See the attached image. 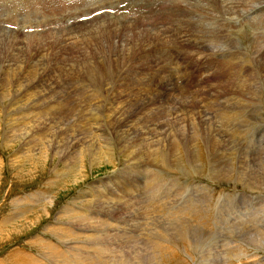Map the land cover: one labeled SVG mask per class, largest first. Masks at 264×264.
<instances>
[{
    "label": "rangeland",
    "instance_id": "obj_1",
    "mask_svg": "<svg viewBox=\"0 0 264 264\" xmlns=\"http://www.w3.org/2000/svg\"><path fill=\"white\" fill-rule=\"evenodd\" d=\"M78 1L74 2L75 9L72 8V10H63L64 7L62 6L60 8L63 11H60V8L54 10L55 6L49 7L46 9L45 14L35 17L37 22L29 21L25 16L21 17L14 14L15 24L19 22L16 24L18 30L5 29L4 32L7 34L0 33V35H3L1 36L2 42L0 45V65L2 63L4 66H8L4 74L0 73V94L3 87L10 84L8 87L10 90H6L2 97L0 95V264H27L28 260L39 261L40 264H64L62 260L59 262L55 258L52 259L50 255L48 256L46 248L49 244L57 251L60 249L61 251L67 250L69 252L68 256L70 257L66 255L69 258V263L66 261L67 264H85L87 262L86 255L81 257L82 255H79L77 249L72 250L74 254L71 256L70 248H64L66 246L72 247L74 244L75 246L77 245L76 247H88L86 250L88 251V259H91V263L95 262L94 264H111L112 261L115 263L117 259L119 264H230V248L237 244L236 242L229 244L231 241L230 232L233 231L234 235L232 236L234 237L237 231L239 232L238 228L242 224L243 226L246 224L245 227L251 228L253 225L256 226L255 223H258L257 226L259 227L262 226L264 231L263 36L255 37L254 40L250 41L251 43L248 42L250 44L248 46L244 44L240 46L237 42H234L232 33L225 35L226 38L224 34L218 33L220 34L219 37L217 32L214 31V27L210 34L205 33L206 37L203 38V41L206 49H200V51L221 55L222 58L218 59L221 61L229 60V58L231 63L240 60L242 61L241 67L244 65L249 67L236 69L237 66L235 64L230 67L226 64L220 65L219 69H215V61V67H205L199 70L196 75H193L189 71L180 68L174 61L184 57L186 54V51L183 50L185 49L184 46L186 48L193 47L189 44L179 43V32L182 29H178V22L175 25L173 20V16L175 19L179 17L176 15L177 13L167 17V19L171 17L173 21L169 25L166 24L164 17L161 16L164 13L160 12V14L157 10L153 13L152 8L140 10L144 18L130 15L128 13H132L130 10H121V15L116 14L114 11H107L106 13L104 11L101 14H97L98 12L90 14L91 12H88L90 15L87 16V19L82 17V21L75 20L77 22L74 23L72 18L81 15V13L88 11L90 8V6L81 7L84 0ZM202 1L189 0L186 4L182 2L180 5L182 7L184 5V7L181 11L189 10L191 12V9L193 10L192 14L196 12L203 15L201 10L204 6L206 9L204 12L208 14L201 16V20L205 18L202 22L206 23L212 17L211 15L209 16V13L214 14L212 11L215 8H206V2ZM138 2L139 4L141 3L138 0L134 3L139 5ZM172 3L173 0H171ZM123 6L125 4L120 7L123 8ZM157 7L154 8L156 9ZM93 10L95 11L96 8ZM219 12L222 14L221 11ZM219 12L217 16H221ZM244 15L249 20L252 13ZM20 17L22 20L19 19ZM42 17L46 20H43V22L42 20L38 21ZM58 18L61 20H58ZM223 18H227L224 20H229L232 17L225 15ZM26 23H30L32 26L26 27ZM20 25L22 29H25H20ZM164 25L177 26L174 34L176 42L169 39L172 41L168 45L169 48L171 47L168 49L171 58L167 53L165 63L161 62L163 58H161L160 54L166 46L163 48L154 46V37L157 35L155 32L159 33V30L152 29L156 31H147L150 27L156 26L166 30L162 37L167 36L169 35V30L164 28ZM142 33L146 38L144 40ZM247 37L249 36L245 38L247 39ZM133 38H137V42L141 41L144 43L142 45L144 48L139 47L135 56L130 53L135 48H132L135 45L132 44ZM218 38L223 40H218ZM245 38H243V41H246ZM256 38H260V41ZM226 39L227 41H225ZM123 41L131 45L124 46L125 43ZM229 41L232 42L231 45H227ZM148 44L149 47H145ZM129 46L130 49L125 48ZM251 47L252 50L250 51ZM239 52L246 56L240 55ZM41 53H47L48 63H50L47 70L51 67L56 68L55 72L60 71L63 80L70 82V84L67 88L66 84L61 85V87L66 89L57 97L48 98L46 92H43L42 102L38 100L35 93L31 92L30 95H26V101L23 103L28 106L26 107L28 109L21 110L20 107L23 106L21 104L16 108L18 113L6 112L8 103H11L10 101L25 92L24 87L21 88L20 85L14 86L16 81H20L18 75L29 77L33 73L34 78L36 72H32L31 68L36 66L34 64L40 59ZM187 53H195L194 55H196L198 51L197 48H192V50H187ZM139 54H141V57L138 56ZM212 55L210 54L208 58V65L213 63L210 59ZM248 56L250 57V62L253 59L250 65L249 59H246ZM150 58L153 60H150ZM19 59H23L24 62L21 63ZM256 59L259 60L256 62ZM226 67L227 69H225ZM22 68H25V72L17 73ZM231 69L233 73H227V70ZM239 71H242L241 74H239ZM42 74L41 71L37 77ZM236 75H242L241 79H237ZM2 78H5V80ZM33 78L30 79L32 80ZM139 80L140 82H137ZM146 82H150V85L146 86ZM44 85L46 83L40 84L31 91L39 92ZM142 92L143 94H141ZM69 95L71 96L67 99L70 98V100L64 104L67 100L66 97ZM3 102L8 105H4L6 103ZM134 104L137 105L134 107ZM243 104L246 106L249 104L250 109L245 107L246 109L243 108L242 110ZM45 105L48 107L46 108ZM232 107H234V112L231 110ZM150 108L158 110L160 117L152 118L148 111ZM238 108L240 109L237 110ZM257 108L261 111L260 113H258ZM146 111L148 112L147 114ZM239 112L241 113L239 114ZM242 112L244 113L242 114ZM72 113L75 114L73 115ZM233 113H238L242 116L241 118H235ZM54 115L64 116L72 120L62 127H58V124L52 118ZM148 116H150V121ZM144 119H148L149 122H145ZM163 132L168 134V136L164 139L165 141L162 145L157 146L156 141L161 138L160 136ZM230 134L232 137H230ZM216 139L218 145L213 147L212 142ZM86 147L87 149H85ZM98 147L101 148L99 149ZM158 147L160 151L157 149ZM177 148L179 157H176L174 152ZM86 150H88L87 155ZM105 150L108 151L105 152ZM88 152L90 153L89 155ZM157 154H161L164 160H168V163L163 162L164 164H162L161 158L157 159L158 161L156 160V162ZM153 170L158 174L155 175ZM211 171H214L213 175ZM154 176L159 179L162 178L161 183L158 185L159 187L152 185L155 189L161 188L157 193V197L160 198L158 202H164L165 204L163 212L158 213L159 210H156L154 220L159 222V224L161 223L160 225L169 222L172 224L177 223L180 228L184 225V222H187L188 225H185L187 227L184 226L185 240H180V236H176L175 233H172L173 237L177 238L173 241L174 243L162 240L155 228L157 224H152V210L150 209H152L153 205L156 207L158 202L149 201V195L153 196L154 192H151L150 189L148 190L149 185L147 183L144 184V182H146L145 178L151 180ZM249 179L252 183L251 187L247 184ZM127 186L131 187V191L125 199L120 192L125 195ZM111 188L118 195H112V197H118L122 203H125L122 204L116 200L110 204L111 207H114V210L110 209L111 212L107 214L109 217H103L104 220L110 223L107 231L104 229L107 226H101V220L95 221V219H91L94 224L96 223L95 225L92 224V227L94 225L93 228L97 231H93L90 221H86L85 217H95L97 213H100L104 205L99 207L101 205L97 204L96 200L99 197L102 200L106 199V197L108 198V193L111 191L108 189ZM132 194L133 196H131ZM84 201L88 203L86 204ZM80 203H84V205L81 206ZM70 209L82 211L84 213L82 218L86 222H76L74 223L76 225H71V221H68L70 217L67 216ZM88 213L91 215L87 216L86 214ZM178 213L179 215H177ZM248 213L251 217H249ZM255 214L259 221L254 216ZM249 218L250 220H247ZM239 220L242 221L240 222ZM234 224L236 226L233 229L232 226ZM68 225L70 228H68ZM79 225L85 227L81 228ZM121 225L123 229L120 228ZM218 226L220 231L223 230L221 233L223 237L225 236V243L230 245L228 246L227 244L230 248H225L224 252L227 253L224 255L223 253L220 255L215 250L212 251V248L214 247L215 249V245H217L216 239L218 237H215V232H218L217 235L219 234ZM230 227H232V230ZM65 228L72 230L77 235L71 237V239H63L59 232H61L60 230L65 231ZM189 228H191V231ZM194 228H197V230ZM114 230L116 231L114 232ZM209 230L213 231L210 232ZM223 232H228V234L225 235L226 233L224 234ZM78 233H82V237ZM246 233L241 234L240 238L248 236V232ZM107 234L110 237L106 238V240L104 239L103 243L109 255L107 256L106 254L105 258H100V255H94V250L100 248L98 244L101 243L97 244V242H100ZM122 234L124 236L121 237L120 235ZM89 236L90 238H88ZM123 237H127V241L133 244L124 242ZM83 238L97 240H93V243L95 242L93 245L86 242L85 245L81 246V243L76 241H83ZM191 240L192 242H189ZM209 240H212V243ZM154 242L160 243L164 247H171L170 251L160 250L161 252L158 251L154 256L151 250ZM64 243L67 245L64 246ZM186 243L188 244L185 245ZM117 244L120 247L116 246ZM209 245H212V248ZM94 246H96L95 249L93 248ZM114 246L116 249L114 248L115 251H112L111 249ZM202 246H204L203 249L201 248ZM201 249L204 253L201 252ZM188 250L189 252H187ZM112 253L115 254L112 255ZM25 254L26 256H24ZM256 255L257 257L259 256V259L260 256L264 259V251L258 250ZM214 259L216 262L213 261ZM23 260L26 263L22 262ZM100 260L104 263H101Z\"/></svg>",
    "mask_w": 264,
    "mask_h": 264
},
{
    "label": "bare ground",
    "instance_id": "obj_2",
    "mask_svg": "<svg viewBox=\"0 0 264 264\" xmlns=\"http://www.w3.org/2000/svg\"><path fill=\"white\" fill-rule=\"evenodd\" d=\"M18 1V4L16 5V4H13V3H6L5 4V9H6V11H4V14H6L5 16H4V19H2V20H4V27L6 26V25H14V26H16V24H15V20H14V14H16L17 16H21V17H27L28 19H30V15H27L29 12H31V14H32V17L31 18H35V17H39V15H38V11H41V10H43V9H45V8H49V6H55V9L54 10H58V8H60L62 5H61V0H17ZM76 1H78V0H73V3L74 2H76ZM84 1H87V0H84ZM131 1L132 0H108V1H105V2H103V3H98V4H94V5H89L90 6V8H89V10L88 11H86V12H84V13H81V15H78V16H76V17H74V18H76V19H74V18H72L74 21L75 20H79L80 18H82V17H85V18H83V19H87V16H89L90 14H92L93 12H98L97 14H101L100 13V11H102L103 9H107V10H111V11H114L116 14H120L122 11H126V10H130V11H132V13H130V12H128L130 15H133V16H135V15H137L138 17H140V18H144L143 17V15L141 14V12H140V10L141 9H148V8H152V12L154 13V11H155V8L154 7H156V6H158V5H156L155 4V1L153 2V3H151L150 2V0H141L140 2V4H139V2H138V4L139 5H136L135 3H131ZM137 1V0H136ZM139 1V0H138ZM189 0H173V3L170 5V8H172V9H176V10H179V11H181V9L184 7V5H183V7L180 5V4H182V2L183 3H185L186 4V2H188ZM202 1V0H201ZM205 2H206V8H208V7H214L215 8V11H216V13L218 14V12L219 11H221L222 12V14L219 12V14L222 16V18L226 15V16H228V17H235V20H234V22L233 23H231L230 21H228V20H226L224 23H221V22H223L224 21V19H227V18H224V19H222V18H220V21L218 22H215V23H217L216 24V26H215V30L214 31H216L217 32V34L218 33H221V34H224V36L226 35V32L228 31L227 29H231L235 34H237V33H243V34H245L246 32H251V33H253L255 36H257V37H259V36H263V38H264V14H260L259 13V11H257V12H254V11H252L255 7H258V6H260L263 2H264V0H204ZM79 2V1H78ZM126 2H128L127 4H125ZM196 2V1H195ZM203 2V1H202ZM115 3H116V6H115ZM226 3V4H225ZM50 4V5H49ZM56 4H58V5H56ZM107 4H110V5H107ZM122 4H125V6H123V8H121L120 6L122 5ZM204 4V3H203ZM113 5V6H112ZM205 5V4H204ZM228 5H229V7H228ZM105 6H107V7H105ZM97 7H98V9H97ZM239 7V8H238ZM96 8V10L94 11L93 9H95ZM234 8H237V9H234ZM75 9V8H74ZM80 9V8H79ZM205 9V7L203 6V8H202V14L204 15V14H208V13H206V12H204V11H206V9ZM62 9L60 8V11H61ZM122 10V11H121ZM63 11V10H62ZM142 11V10H141ZM190 11L191 12H193V10H191L190 9ZM211 11H212V9H211ZM55 12V11H54ZM58 12V11H57ZM74 12H75V10H74ZM78 12V11H77ZM88 12H91L90 14L88 13ZM107 12V11H106ZM105 12V13H106ZM133 12H135V13H133ZM190 12V13H191ZM213 12V11H212ZM69 13H72V12H69ZM103 13V12H102ZM177 12L176 11H174V14H176ZM211 13V12H210ZM247 13H252V15H251V18L248 20V18H246V15H244V14H247ZM72 14H74V13H72ZM161 14V13H160ZM163 14V13H162ZM165 14V13H164ZM216 14V15H217ZM36 15H38V16H36ZM62 15H64L63 13H62ZM71 15V14H70ZM69 15V16H70ZM106 15V14H105ZM121 15V14H120ZM176 15H178V14H176ZM202 15V16H203ZM213 14H211V16H212ZM68 16V17H69ZM94 16V15H93ZM173 16V15H172ZM210 16V15H209ZM54 17V16H53ZM55 17L57 18V16L55 15ZM101 17V16H100ZM128 17V16H127ZM207 17H208V15H207ZM254 17V18H253ZM60 18H62V16H60ZM60 18H58V20H61ZM65 18V17H64ZM103 18V17H102ZM121 18H123V17H121ZM173 18H174V16H173ZM176 18H177V16H176ZM67 19V18H66ZM104 19V18H103ZM106 19V18H105ZM123 19H125V18H123ZM205 19V18H204ZM204 19H202V20H204ZM207 19V18H206ZM213 19L216 21L217 19L216 18H214L213 17ZM240 20V21H243V25L244 26H246L247 27V30H243V31H241V29H240V27H239V24L237 25V20ZM42 20V22H43V20H46L44 17H42V18H39V20L38 21H41ZM102 20V19H101ZM31 21H33L34 22V20H31ZM95 22H97V21H95ZM99 22V21H98ZM103 22H105V21H103ZM130 22V21H129ZM183 21L181 20L180 21V23H182ZM82 23V22H81ZM81 25V24H80ZM169 25V24H168ZM173 25V24H172ZM171 25V26H172ZM175 25H176V22H175ZM118 26V25H117ZM132 26V25H131ZM163 26V25H162ZM166 26V25H164V28H166V29H168L169 30V35H167V36H164V37H162V35L163 34H165V32H166V30H164V29H161V28H157L156 26H154V27H150L149 29H147V31H156V30H152V29H157V30H159V33L158 32H155L157 35H155V37H154V39H155V45L154 46H158V47H164V46H166L165 48H163L162 49V52H161V54H160V56H161V58H163V59H161V62H164L165 63V61H166V55H167V53H168V55H169V53L170 52H168V49H170L169 47H168V45H169V43L170 42H172V41H175L176 40V38H174V34H175V32H172L171 33V31L173 30L172 29V27H174V26ZM199 26V28L200 29H205V27H206V25H203V23H202V25H198ZM18 27V26H17ZM129 27V26H128ZM161 27V26H160ZM21 28V27H20ZM36 28V27H35ZM124 28V27H123ZM163 28V27H162ZM6 28H1L0 29V32H4V30H5ZM97 29V28H96ZM99 29V28H98ZM121 29V28H120ZM178 29H180V28H178ZM214 29V28H213ZM95 30V29H94ZM117 30V29H116ZM167 30V31H168ZM7 31V30H6ZM96 31V30H95ZM113 31H115V30H113ZM212 31V30H211ZM97 32V31H96ZM132 32V31H131ZM154 33V32H153ZM152 33V34H153ZM212 33V32H211ZM250 33V34H251ZM9 34V33H8ZM106 34H108V33H106ZM129 34V33H128ZM143 34V33H142ZM167 34V33H166ZM208 34H210V32L208 33ZM214 34V33H213ZM246 34H249V33H246ZM179 35H180V37H179V40H180V44H189V45H192L193 47L194 46H197V47H201V45L200 44H198V42L194 39V38H191L190 36H188L186 33H184V32H179ZM220 34H218V36H219ZM222 36V35H221ZM230 36H233V35H230ZM247 35H245V37H246ZM139 37V36H138ZM142 37H143V40L144 39H146L145 38V35L143 34L142 35ZM220 37V36H219ZM245 37H243V38H245ZM140 38V37H139ZM196 38V37H195ZM205 38V37H204ZM212 38H213V36H212ZM222 38V37H221ZM220 38V39H221ZM225 38H226V36H225ZM230 38V37H229ZM234 38V37H233ZM247 38H249V37H247ZM254 38L255 37H253L252 39L254 40ZM169 39H171L172 41H170ZM219 38H218V40H220ZM246 39V38H245ZM257 39V38H256ZM260 39V38H259ZM259 39H257L258 41H260ZM132 40V39H131ZM209 40V39H208ZM215 40V39H214ZM221 40H223V39H221ZM231 40H232V38H231ZM247 40V39H246ZM256 40V41H257ZM262 40H264V39H262ZM146 41V40H145ZM216 41V40H215ZM147 42V41H146ZM154 42V41H153ZM176 42V41H175ZM218 42V41H217ZM220 42V41H219ZM231 42V41H230ZM235 42V41H234ZM253 42V41H252ZM123 43H125V41H123ZM149 43V42H148ZM178 43V42H177ZM232 43V42H231ZM239 43H240V41H239ZM239 43H237V44H239ZM251 43V42H250ZM131 45L130 43H125L124 44V46H127V45ZM132 44H135V45H133L132 46V48L133 47H135V48H131L132 50H131V52L130 53H132L134 56L136 55V51L139 49V47L141 48V47H143L142 45H144V43L143 42H141V41H139V42H137V38L136 39H134L133 38V40H132ZM230 44V43H229ZM236 44V43H235ZM253 44V43H252ZM255 44H256V42H255ZM261 44V43H260ZM225 45V44H224ZM224 45H223V47H224ZM231 45V44H230ZM240 45V44H239ZM244 45H245V43H244ZM259 45V44H258ZM235 46V45H234ZM241 46V45H240ZM243 46V45H242ZM257 46V45H256ZM261 46V45H260ZM145 47H149V44L147 45V46H145ZM173 47H175V46H173ZM239 47V46H238ZM254 47V46H253ZM259 47V46H258ZM125 48H127V49H130V46L129 47H125ZM144 48V47H143ZM180 48V47H179ZM229 48V47H228ZM242 48H244V47H242ZM249 48V47H248ZM247 48V49H248ZM256 48V47H255ZM116 49V48H115ZM150 49V48H149ZM241 49V48H240ZM246 49V48H245ZM260 49V48H259ZM172 50V49H171ZM176 50H178V48H176ZM183 50H185V49H183ZM252 50V47L250 48V51ZM256 50H257V48H256ZM244 51V50H243ZM248 51V50H247ZM255 51V50H254ZM236 52V51H235ZM262 52V51H261ZM176 53V52H175ZM216 53H218V52H216ZM245 53H247V52H245ZM257 53V52H256ZM264 53V52H263ZM171 54H172V52H171ZM177 54H179V53H177ZM231 54V53H230ZM239 54H240V52H239ZM239 54H238V56H239ZM248 54V53H247ZM255 54V53H254ZM258 54V53H257ZM174 55V54H173ZM182 55V54H181ZM181 55H178V56H181ZM233 55V54H232ZM236 55H237V53L235 54V57H236ZM240 55H243L242 54V52H241V54ZM250 55H252V54H250ZM259 55V54H258ZM138 56H140L141 57V54H139ZM170 56V55H169ZM227 56V55H226ZM244 56V55H243ZM246 56V55H245ZM244 56V57H245ZM158 57V56H157ZM183 57V56H182ZM210 57V56H209ZM230 57V56H229ZM232 57V56H231ZM256 57V56H255ZM260 57V56H259ZM259 57H257V58H259ZM263 57V56H262ZM153 58V57H152ZM152 58H150V60H153ZM170 58H171V56H170ZM234 58V57H233ZM233 58H232V60H233ZM251 58H253V57H251ZM239 59V58H238ZM238 59H236L237 61H238ZM242 59V58H241ZM247 60H248V58H246ZM249 59H250V57H249ZM255 59V58H254ZM263 59V58H262ZM119 60V59H118ZM148 60V59H147ZM168 60H170V59H168ZM229 60H230V58H229ZM246 60V61H247ZM252 60L253 59H251V62H252ZM259 60V59H258ZM257 59H256V62L258 61ZM240 61V60H239ZM238 61V62H239ZM246 61H245V63H246ZM249 61V60H248ZM260 61H262L261 59H260ZM264 61V60H263ZM211 62V61H210ZM242 61H240V63H241ZM244 62V61H243ZM176 63V62H175ZM224 63L225 64H229V62L228 61H224ZM233 63V62H232ZM156 65V64H155ZM177 65V64H176ZM249 65H250V62H249ZM252 65H253V63H252ZM260 65H262V64H260ZM222 66V65H221ZM257 66V65H256ZM160 67V66H159ZM224 67V66H223ZM222 67V68H223ZM146 68V67H145ZM235 68V67H234ZM225 69H227V67L225 68ZM224 69V70H225ZM230 69V68H229ZM237 69V68H236ZM252 69V68H251ZM254 69V68H253ZM154 70V69H153ZM174 70V69H173ZM237 71V70H236ZM235 72V71H234ZM240 73L239 74H241V72L242 71H239ZM227 73H233V70L231 69V70H227ZM239 74H237V75H239ZM223 75V74H222ZM236 75V76H237ZM220 76V75H219ZM262 77H264V76H262ZM142 78V77H141ZM174 78H175V76H174ZM148 79H149V77H148ZM232 79V78H231ZM137 82H140V80L139 81H137ZM159 82V81H158ZM161 82V81H160ZM264 82V81H263ZM136 83V82H135ZM259 83H260V81H259ZM146 84V86L149 84L150 85V82L149 83H145ZM257 84V83H256ZM264 84V83H263ZM148 85V86H149ZM261 85V84H260ZM256 87V86H255ZM140 89V88H139ZM150 89V88H149ZM261 89H262V85H261ZM148 90V89H147ZM149 92V91H148ZM261 92V91H260ZM151 93V92H150ZM257 93V92H256ZM141 94H143V92L141 93ZM147 95V94H146ZM149 95V94H148ZM172 95V94H171ZM102 97V96H101ZM145 98V97H144ZM143 98V99H144ZM157 98V97H156ZM155 98V99H156ZM158 99V98H157ZM262 103H263V100H262ZM138 104V103H137ZM137 104H134V107L137 105ZM255 105V104H254ZM243 107H242V110H243V108H249V104H247V106L245 105V104H243L242 105ZM22 107V106H21ZM254 107V106H253ZM145 108V107H144ZM233 108L234 107H232V111H233ZM245 108V109H246ZM256 108V107H255ZM146 109V108H145ZM240 108H238L237 110H239ZM244 109V110H245ZM250 109V108H249ZM175 110V109H174ZM252 110V109H251ZM257 110H258V108H257ZM256 110V111H257ZM149 112H150V116L153 118H159L160 117V112L158 111V110H155L154 108H150L149 110H148ZM248 111V110H247ZM259 111V110H258ZM131 112V111H130ZM234 112V111H233ZM245 113H247L246 111H244ZM244 112H242V114L244 113ZM250 112V111H249ZM261 111H259L258 113H260ZM124 113V112H123ZM122 113V114H123ZM148 112L146 111V114H147ZM225 113V112H224ZM241 112H239V114H240ZM251 113V112H250ZM254 113V112H253ZM121 114V115H122ZM152 114V115H151ZM219 114V113H218ZM227 114V113H226ZM238 113H233V115H234V117L236 118V117H238V118H241V116L242 115H239ZM215 115H217V114H215ZM224 115V114H223ZM150 116H148V119L150 118ZM171 116V115H170ZM219 116V115H218ZM224 117V116H223ZM226 117V116H225ZM232 117V116H231ZM219 118H221V117H219ZM261 118V117H260ZM148 119L147 120H145V122H149L150 121V119H149V121H148ZM184 119V118H183ZM259 119V118H258ZM179 120H181V119H179ZM191 120V119H190ZM263 120V119H262ZM183 121H185V120H183ZM182 121V122H183ZM222 121V120H221ZM244 121V120H243ZM255 121H256V119H255ZM89 122V121H88ZM128 122V121H127ZM236 122V121H235ZM251 122H252V120H251ZM178 123V122H177ZM232 123V122H231ZM90 124V123H89ZM180 124V123H179ZM233 124V123H232ZM247 124H249V123H247ZM257 124H261V123H257ZM129 125V124H128ZM190 125V124H189ZM192 125V124H191ZM255 125V124H254ZM264 125V124H263ZM263 125H261V126H263ZM258 126V125H257ZM104 127V126H103ZM136 127V126H135ZM197 127V126H196ZM123 128V127H122ZM229 128V127H228ZM129 129V128H128ZM198 129V128H197ZM258 129V128H257ZM264 130V129H263ZM86 131V130H85ZM124 131H125V129H124ZM123 131V132H124ZM127 132H128V130H127ZM162 132V131H161ZM229 133H231V132H229ZM262 133V132H261ZM131 134H133V133H131ZM159 135V134H158ZM231 135V134H230ZM240 135V134H239ZM78 136V135H77ZM168 136V134H166L165 132H163L162 133V135L160 136L161 138L160 139H158L157 141H156V144H157V146H160V145H162V143H164V139L166 138ZM197 136V135H196ZM195 136V137H196ZM79 137V136H78ZM230 137H232V135L230 136ZM238 137V136H237ZM96 138H98L97 136H96ZM233 138H236V137H233ZM233 138H232V140H233ZM168 139V138H167ZM75 140V139H74ZM108 140V139H107ZM134 140V139H133ZM93 141V140H92ZM216 141H217V139L215 140V141H213L212 142V145H213V147L216 145H218V143H216ZM220 141V140H219ZM237 141V140H236ZM79 142V141H78ZM102 142V141H101ZM155 142V141H154ZM60 143V142H59ZM73 143V142H72ZM235 143V142H234ZM238 143V142H237ZM85 144V143H84ZM113 145V144H112ZM155 145V144H154ZM223 145V144H222ZM115 146V145H114ZM125 146V145H124ZM222 147V146H221ZM226 147V146H225ZM62 148V147H61ZM92 148H94V147H92ZM99 148V147H98ZM101 148V147H100ZM99 148V149H100ZM85 149H87V147L85 148ZM103 149V148H102ZM104 149H105V147H104ZM123 149V148H122ZM159 151H160V148L158 147L157 148ZM147 150V149H146ZM82 151V150H81ZM87 151L88 150H86V155H87ZM96 151V150H95ZM94 151V152H95ZM100 151V150H99ZM99 151H98V153H99ZM108 150H105V152H107ZM110 151V150H109ZM144 151V150H143ZM179 150H178V148L177 149H175V155H176V157H179V152H178ZM80 152V151H79ZM90 152H91V150H90ZM92 152H93V150H92ZM101 152V151H100ZM104 152V153H105ZM178 152V153H177ZM229 152V151H228ZM68 153V152H67ZM82 153V152H81ZM81 153H78V154H81ZM85 153V152H84ZM103 153V152H102ZM109 153V152H108ZM163 153V152H162ZM90 153L88 152V155H89ZM94 154V153H93ZM92 154V155H93ZM101 154V153H100ZM111 154V153H110ZM110 154H109V156H110ZM164 154V153H163ZM230 154V153H229ZM82 155H84V154H82ZM85 155V156H86ZM113 155V154H112ZM125 155V154H124ZM123 155V156H124ZM129 155V154H128ZM166 155V154H165ZM174 155V154H173ZM101 156H103L102 154H101ZM108 156V155H107ZM108 156V157H109ZM126 156V155H125ZM82 157V156H81ZM94 157H95V155H94ZM100 157V156H99ZM173 157V156H172ZM175 157V156H174ZM259 157V156H258ZM25 158V157H24ZM97 158V157H96ZM104 158V157H103ZM102 158V159H103ZM106 158V157H105ZM112 158V157H111ZM123 158V157H122ZM141 158V157H140ZM159 158H161V162H162V164H164L163 162H165L166 164L168 163V160H164L163 158V156L160 154V155H156V158H155V161L157 160V159H159ZM89 159V158H88ZM101 159V158H100ZM75 160H76V158H75ZM74 160V161H75ZM79 160V159H78ZM104 160H106V159H104ZM182 160V159H181ZM107 161V160H106ZM144 161V160H143ZM158 161V160H157ZM156 161V162H157ZM246 161V160H245ZM78 162V161H77ZM77 162H75V163H77ZM136 162V161H135ZM148 162V161H147ZM255 162V161H254ZM34 163V162H33ZM81 163V162H80ZM79 164V163H78ZM91 164V163H90ZM72 166V165H71ZM157 166V165H156ZM224 166V165H223ZM154 167V166H153ZM69 168V167H68ZM150 168H152V167H150ZM157 168V167H156ZM70 169V168H69ZM73 169H74V166H73ZM72 169V170H73ZM163 169V168H162ZM68 170V169H67ZM71 170V171H72ZM134 170V169H133ZM158 170V169H157ZM220 170V169H219ZM132 171V170H131ZM151 171H152V169H151ZM154 171V170H153ZM67 172V171H66ZM70 172V171H69ZM76 172V171H75ZM213 172L214 171H211V173H212V175H213ZM65 173V172H64ZM136 173V172H135ZM150 173H152V172H150ZM150 173H148V174H150ZM154 173H155V175H157L158 173H156L155 171H154ZM173 173V172H172ZM210 173V174H211ZM137 174V173H136ZM245 174V173H244ZM139 175V174H138ZM152 175H153V173H152ZM211 175V176H212ZM215 176V175H214ZM74 177V176H73ZM80 177V176H79ZM61 178H62V176H61ZM63 178H64V176H63ZM59 179V178H58ZM151 179V178H150ZM162 179V178H161ZM161 179H159L158 177H156V176H154L151 180H149L148 178H145V181L146 182H144V184L145 183H147V185H149V187L147 188L148 190L150 189V191L151 192H154V194H153V196L152 195H149V193H148V195L150 196V198H149V201H151V202H153L154 201V203L155 202H158V201H160V198L159 197H157V193H158V190L160 191L161 190V188H159V189H155V188H153L154 186L152 185V184H154V185H156V186H158L159 185V183H161ZM75 180V179H74ZM129 180V179H128ZM148 181V182H147ZM247 184L251 187L252 186V183H251V180L249 179L248 181H247ZM257 185V184H256ZM263 186H264V183H263ZM159 187V186H158ZM153 188V189H152ZM125 189V188H124ZM139 189H140V187H139ZM146 189V188H145ZM100 190V189H99ZM110 192L108 193V198L106 197V199H104V200H102L100 197H99V199H97L96 201H97V204H99V205H101V206H99V207H102L103 205H104V207H103V209L101 208V210H100V213H97L96 215H95V217H90V218H88V217H85V219H86V221H90L89 223H91V227H92V224H94L93 223V221H91V219H95V221L96 220H101V223H102V225L101 226H103V227H105V226H107V227H105L104 229H106V231H107V229L110 227V223L107 221V220H104L103 219V217L104 216H107V214L109 213V212H111V210L113 209L114 210V207L112 206H110V204H112L114 201H116L117 200V202H120V203H122L119 199H118V197H112V195L113 196H118L116 193H115V191L114 190H112V188L111 189H108ZM122 190V189H121ZM126 190V191H125ZM124 191L126 192L125 193V195L122 193V192H120L121 193V195H123L124 196V198L126 199V197H128L129 196V194H130V191H131V187L130 186H127V189H125ZM255 190V189H254ZM258 190V189H257ZM262 190V189H261ZM196 191V190H195ZM259 191V190H258ZM263 191V190H262ZM100 192V191H99ZM103 192H105V191H103ZM93 193V192H92ZM96 193V192H95ZM106 193H107V191H106ZM134 193V192H133ZM143 193V192H142ZM147 193V192H146ZM176 193V192H175ZM101 194H102V192H101ZM205 194V193H204ZM103 195V194H102ZM107 195V194H106ZM128 195V196H127ZM135 195V194H134ZM162 195V194H161ZM99 196V195H98ZM131 196H133V194L131 195ZM136 196V195H135ZM152 196V197H151ZM112 197V198H111ZM142 197V196H141ZM140 197V198H141ZM251 197V196H250ZM89 198V197H88ZM180 198H182L181 196H180ZM179 198V199H180ZM127 199H129V198H127ZM193 199V198H192ZM261 199V198H260ZM91 200V199H90ZM134 200V199H133ZM132 200V201H133ZM263 200V199H262ZM148 201V202H149ZM181 201V200H180ZM264 201V200H263ZM85 202V201H84ZM123 202H124V200H123ZM128 202V201H127ZM138 202V201H137ZM86 203V202H85ZM88 203V202H87ZM86 203V204H87ZM119 203V204H120ZM125 203V202H124ZM124 203H122V204H124ZM196 203V202H195ZM208 203V202H207ZM47 204V203H46ZM81 204V206L82 205H84V203H80ZM129 204V203H128ZM151 204V203H150ZM74 205V204H73ZM89 205H90V203H89ZM115 205H117L116 203H115ZM121 205V204H120ZM152 205V204H151ZM165 204H164V202H158V204H156V207L154 206H150L152 209H150V210H152L151 211V213H152V220H153V223L152 224H154L155 223V225H156V229H157V231H158V234H159V236L161 237V239L162 240H166V241H169V242H173L175 239H177V238H174L173 237V234L172 233H175V235L176 236H180V240H183L184 238H185V227H187V226H185L186 224H187V222H184V225L183 226H181V228L178 226V224L177 223H170L169 221V223H164V224H162V225H160L159 224V222H157V221H155L154 220V215L156 214V210H159L158 211V213H161V212H163L164 211V206ZM248 205V204H247ZM119 206V205H118ZM122 206H124V205H122ZM72 208H74L73 206H71ZM121 207V206H120ZM136 207V206H135ZM172 207V206H171ZM253 207V206H252ZM263 207V206H262ZM85 208V207H84ZM90 208V207H89ZM93 208V207H92ZM123 208V207H122ZM261 208V207H260ZM264 208V207H263ZM262 208V209H263ZM67 209H68V207H67ZM75 209V208H74ZM74 209H70L69 211H68V213H67V216L68 217H70V218H68L69 220L68 221H71V225L72 224H74V223H85L86 221L85 220H83V218L82 217H84V216H82L84 213L82 212V211H78V210H74ZM111 209V210H110ZM118 209V208H117ZM146 209H148V208H146ZM166 209V208H165ZM190 209V208H189ZM85 210H87V209H85ZM84 210V211H85ZM104 212H103V211ZM141 210V209H140ZM149 210V209H148ZM250 210V209H249ZM255 210V209H254ZM66 211V210H65ZM89 211V210H88ZM91 211V210H90ZM196 211V210H195ZM261 211V210H260ZM95 212V211H94ZM94 212H92V213H94ZM142 212V211H141ZM193 212V211H192ZM197 212V211H196ZM258 212H259V210H258ZM124 213V212H123ZM131 213V212H130ZM252 213H254V212H252ZM251 213V214H252ZM143 214V213H142ZM206 214V213H205ZM208 214V213H207ZM249 214V213H248ZM87 216H90L91 214L90 213H88V214H86ZM177 215H179V213L177 214ZM250 215V214H249ZM65 216H66V214H65ZM67 216H66V218H67ZM113 216V215H112ZM129 216V215H128ZM135 216V215H134ZM137 216V215H136ZM149 216V215H148ZM156 216V215H155ZM196 216V215H195ZM194 216V217H195ZM208 216V215H207ZM255 217H256V214L254 215ZM258 216V215H257ZM107 217H109V216H107ZM111 217V216H110ZM143 217H145V216H143ZM158 217V216H157ZM182 217V216H181ZM188 217V216H187ZM191 218H192V216H190ZM204 217V216H203ZM205 217H206V215H205ZM249 217H251V215L249 216ZM261 217H262V215H261ZM64 218V217H63ZM65 218V219H66ZM88 218V219H87ZM122 218V217H121ZM147 218V217H146ZM221 218H222V216H221ZM226 218H227V216H226ZM228 218H229V216H228ZM245 218H247V217H245ZM253 218V217H252ZM257 218V220L259 221V218L258 217H256ZM90 219V220H89ZM111 219V218H110ZM131 219V218H130ZM130 219H129V221H130ZM175 219V218H174ZM178 219H179V217H178ZM196 219V218H195ZM198 219V218H197ZM208 219V218H207ZM215 219V218H214ZM113 220V219H112ZM111 220V221H112ZM205 220V219H204ZM219 220V219H218ZM235 220V219H234ZM242 220H244V219H242ZM241 220V221H242ZM247 220H250V218L249 219H247ZM58 221V220H57ZM97 221V222H98ZM125 221V220H124ZM198 221V220H197ZM207 221V220H206ZM238 221V220H237ZM240 221V220H239ZM240 221V222H241ZM245 221V220H244ZM118 222V221H117ZM126 222V221H125ZM125 222H123V223H125ZM149 222V221H148ZM164 222V221H163ZM172 222V221H171ZM174 222V221H173ZM175 222H176V219H175ZM196 222V221H195ZM239 222V223H240ZM246 222H248V221H246ZM245 222V223H246ZM263 222V221H262ZM69 223V222H68ZM88 223V224H89ZM98 223H100V222H98ZM114 223V222H113ZM191 223H192V221H191ZM197 223V222H196ZM209 223V222H208ZM237 223V222H236ZM249 223V222H248ZM62 224V223H61ZM70 224V223H69ZM96 224V223H95ZM94 224V225H95ZM132 224V223H131ZM181 224V223H180ZM198 224V223H197ZM207 224V223H206ZM220 224V223H219ZM231 224V223H230ZM242 224V223H241ZM256 224V226H254L253 225V227L251 226V228L250 227H245L246 226V224H245V226H243V224L238 228L239 229V232L237 231V233L236 232H234V233H236L235 234V236L233 237L232 235H234L233 234V231L232 232H230V236H231V241L229 242V244L231 245L233 242H236L237 244L234 246V247H232V248H230V247H228V246H230L228 243H225L226 241H225V236L223 237V234L221 233L223 230H219V226H218V230H219V234L217 235V233L218 232H215V234H216V236L215 235H213V236H215V237H218L216 240H217V242H216V244L217 245H215L216 247H215V249H214V247L212 248L210 245V247L212 248V251L213 250H215V252H217V253H219L220 255L223 253V255L225 254V253H227V252H224V250H225V248L227 247V248H230V254H231V262H230V264H264V259L263 258H261V256H260V259L257 257V255H256V252L258 251V250H262V251H264V231H263V228H262V226H257V224L258 223H255ZM261 224V223H260ZM64 225V224H63ZM66 225V224H65ZM74 225H76V224H74ZM87 225V224H86ZM94 225H93V227H94ZM100 225V224H99ZM147 225V224H146ZM151 225V224H150ZM182 225V224H181ZM188 225V224H187ZM192 225V224H191ZM202 225V224H201ZM208 225V224H207ZM232 225V224H231ZM80 226V225H79ZM89 226V225H88ZM98 226V225H97ZM111 226L112 227H114L112 224H111ZM185 226V227H184ZM198 226V225H197ZM206 226V225H205ZM221 226H223L222 224H221ZM225 226H227V225H225ZM235 224H234V226H232L233 227V229L235 228ZM248 226V225H247ZM67 227V226H66ZM76 227V226H75ZM81 227V226H80ZM85 227V226H84ZM84 227H81V228H84ZM92 227V228H93ZM119 227V226H118ZM189 227V226H188ZM192 227V226H191ZM195 227V226H194ZM199 227H200V225H199ZM204 227V226H203ZM210 227H211V225H210ZM232 227H230L231 228V230H232ZM68 228H70L69 227V225H68ZM80 228V229H81ZM91 228V229H92ZM120 228H122V225H121V227ZM193 228V227H192ZM226 228V227H225ZM66 229V228H65ZM72 229V228H71ZM87 229V228H86ZM101 229V228H100ZM103 229V230H104ZM115 229V228H114ZM117 229H119V228H117ZM123 229V228H122ZM190 229V231H191V228H189ZM188 229V230H189ZM195 230H197V228H194ZM212 229V228H211ZM228 229V228H227ZM53 230V229H52ZM51 230V231H52ZM79 230V229H78ZM102 230V229H101ZM145 230V229H144ZM205 230V229H204ZM208 230V229H207ZM61 232H59V233H61L60 234V236H62V238L63 239H66V238H70L71 239V237H75L77 234H75L72 230H68V229H66L65 231H63V230H60ZM87 231H88V229H87ZM93 231H97V230H94V228H93ZM116 230H114V232H115ZM124 231H125V228H124ZM123 231V233H125ZM126 231H128V230H126ZM133 231V230H132ZM210 232L211 231H213V230H209ZM81 232V231H80ZM117 232H119V231H117ZM171 232V233H170ZM205 232V231H204ZM246 232H248V236H246V237H244V238H240L241 237V234H245ZM59 233H57V234H59ZM89 233V232H88ZM107 233V232H106ZM144 233V232H143ZM170 233V234H169ZM224 233V232H223ZM226 233V234H225ZM224 234L225 235H227L228 234V232H225ZM80 233H78V235H79ZM105 234V233H104ZM116 234H118V233H116ZM131 234V233H130ZM150 234V233H149ZM190 234H192L191 232H190ZM201 234V233H200ZM205 234H206V232H205ZM247 234V233H246ZM82 235V233L80 234V236ZM111 235V234H110ZM96 236H97V234H96ZM95 236V237H96ZM101 236V235H100ZM121 237L122 236H124V234H122V235H120ZM206 236V235H205ZM82 237V236H81ZM110 236L107 234L104 238L103 237H101V238H103L100 242L98 241L97 242V244L98 243H101V244H98V247H100V248H96V246H94L93 248L95 249L96 248V250H94V255H100V258H105L104 256L108 253V252H106V251H108V250H106L105 248H106V246H104V239L106 240V238H109ZM154 237V236H153ZM78 238V237H77ZM88 238H90V236L88 237ZM92 238H94V236H92ZM97 238V237H96ZM100 238V237H99ZM117 238H118V236H117ZM117 238L116 237H114V239L115 240H117ZM124 238V242H126L127 244H133V243H131V242H129V241H127V237H123ZM147 238V237H146ZM195 238V237H194ZM208 238H209V236H208ZM229 238V237H228ZM233 238V239H232ZM240 238V239H239ZM80 239V238H79ZM84 240L83 241H76V242H80L81 244V246L82 245H85V243L87 242V243H89V244H94L93 243V240H95V239H92V240H88V239H85V238H83ZM113 239V240H114ZM144 239V238H143ZM151 239H153V238H151ZM238 239V240H237ZM97 240V239H96ZM95 240V241H96ZM112 240V239H111ZM129 240H131V239H129ZM185 240V239H184ZM190 240V239H189ZM90 241V242H89ZM122 241V240H121ZM136 241V240H135ZM157 241H158V239H157ZM200 241V240H199ZM210 241V240H209ZM212 241V240H211ZM210 241V242H211ZM60 242V241H59ZM123 242V243H124ZM150 242V241H149ZM168 242V243H169ZM179 242V241H178ZM188 242V241H187ZM189 242H192V240L191 241H189ZM43 243V242H42ZM71 243V242H70ZM107 243V242H106ZM111 243V242H110ZM116 243V242H115ZM119 243V242H118ZM174 243V242H173ZM172 243V244H173ZM177 243V242H176ZM182 243V242H181ZM181 243H180V245H181ZM212 243V242H211ZM215 243V242H214ZM45 244V243H44ZM47 244V243H46ZM153 244V247H151L152 249V253L154 254V256H155V254L158 252V251H170V248L171 247H169V246H162L160 243H156V242H154V243H152ZM170 244V243H169ZM188 243H186L185 245H187ZM227 244H228V246H227ZM235 244V243H234ZM42 245V244H41ZM60 245V244H59ZM64 246L65 245H67L66 243H64L63 244ZM79 245V246H80ZM150 245H151V243H150ZM192 245V244H191ZM202 245V244H201ZM43 246V245H42ZM77 246V245H76ZM75 246V244H74V246H66V247H64L65 249H67V247L68 248H70V253H71V256L74 254V251H72V250H74V249H77L78 250V252H79V255L81 254L82 256L81 257H84L85 255H86V260H87V262L85 263V264H94V263H91L90 261H91V259H88V251H86L87 249H88V247H86V246H83V247H76ZM116 246H119L120 247V245L119 244H117ZM127 246H130V245H127ZM205 246V245H204ZM204 246H202L201 248L203 249V247ZM41 247V246H40ZM45 247H46V245H45ZM62 247V246H61ZM118 247V248H119ZM184 247V246H183ZM187 247V246H186ZM189 247V246H188ZM198 247L200 248V246H199V243H198ZM42 248H44V247H42ZM114 248H115V246L114 247H112V251H115L114 250ZM127 248V247H126ZM150 248V247H149ZM191 248V247H190ZM195 248V247H194ZM198 248V249H199ZM210 248V249H211ZM116 249V248H115ZM147 249V248H146ZM175 249V248H174ZM189 249V248H188ZM202 249H201V252H203L204 253V251H202ZM209 249V248H208ZM46 250H47V253H48V256L50 255L51 257H52V259L53 258H55V260H58L59 262L62 260V262H64V264H67V262L66 261H68L69 260V258L68 257H70V256H68V254H69V252L67 251V250H65V251H61L60 249H59V251H57V249H55L52 245H50L49 244V246L46 248ZM69 250V249H68ZM91 250V249H90ZM178 250V249H177ZM193 250V249H192ZM117 251H119L118 249H117ZM160 251V252H161ZM180 251V250H179ZM179 251H177V252H179ZM182 251V250H181ZM184 251H186V250H184ZM198 251V250H197ZM211 251V252H212ZM132 252V251H131ZM187 252H189V250L187 251ZM201 252H200V254H201ZM85 253H87V254H85ZM175 253V252H174ZM186 253V252H185ZM184 253V254H185ZM202 253V254H203ZM213 253V252H212ZM16 254V253H15ZM115 253H112V255H114ZM148 254V253H147ZM150 254V253H149ZM159 254V253H158ZM178 254V253H177ZM187 254H189V253H187ZM206 254V253H205ZM214 254H216V253H214ZM262 254V253H261ZM14 255V254H13ZM17 255H18V253H17ZM28 255V254H27ZM44 255V254H43ZM58 255V256H57ZM68 257H67V256ZM96 255V256H97ZM109 254H107V256H108ZM123 255V254H122ZM180 255V254H179ZM216 255H218V254H216ZM215 255V256H216ZM24 256H26V254L24 255ZM29 256V255H28ZM27 256V257H28ZM42 256V255H41ZM56 256H57V258H56ZM93 256V255H92ZM147 256V255H146ZM153 256V255H152ZM159 256H160V254H159ZM158 256V257H159ZM162 257H163V255H161ZM167 256V255H166ZM187 256V255H186ZM226 256V255H225ZM228 256H230V255H228ZM20 257V256H19ZM22 257V256H21ZM80 257V258H81ZM115 258H117L116 256H114ZM188 257V256H187ZM213 257V256H212ZM220 257V256H219ZM24 258V257H23ZM43 258V257H42ZM92 258H95V257H92ZM111 258V257H110ZM149 258H151V257H149ZM157 258V257H156ZM166 258V257H165ZM177 258V257H176ZM185 258V257H184ZM215 258V257H214ZM226 258V257H225ZM229 258V257H228ZM230 258H229V260H230ZM29 259V258H28ZM32 259V258H31ZM99 259V258H98ZM97 259V260H98ZM187 259V258H186ZM190 259V258H189ZM244 259V260H243ZM22 260V259H21ZM25 260H26V258H25ZM115 260V259H114ZM129 260V259H128ZM159 260H161V259H159ZM169 260V259H168ZM188 260V259H187ZM198 260V259H197ZM102 260H100V262H101ZM103 261H105L104 259H103ZM157 261V260H156ZM192 261H193V258H192ZM213 261H215V259L213 260ZM22 262H24V260L22 261ZM28 263L27 264H40V262L39 261H27ZM42 262V261H41ZM108 262V261H107ZM106 262V263H107ZM199 262V261H198ZM216 262V261H215ZM19 263V262H18ZM24 263H26V262H24ZM56 263V262H55ZM58 263V262H57ZM68 263H69V261H68ZM97 263V262H96ZM101 263H104V262H101ZM111 263V262H110ZM123 263V262H122ZM127 263V262H126ZM175 263V262H174ZM184 263V262H183ZM105 264V263H104ZM111 264H119V262H118V259L117 260H115V263H114V261H112V263ZM128 264V263H127ZM130 264V263H129ZM160 264V263H159ZM169 264V263H168ZM182 264V263H181ZM186 264V263H185ZM197 264V263H196ZM199 264V263H198ZM207 264V263H206ZM219 264V263H218Z\"/></svg>",
    "mask_w": 264,
    "mask_h": 264
},
{
    "label": "built area",
    "instance_id": "obj_3",
    "mask_svg": "<svg viewBox=\"0 0 264 264\" xmlns=\"http://www.w3.org/2000/svg\"><path fill=\"white\" fill-rule=\"evenodd\" d=\"M34 22H37V20H34ZM18 23H16V24H18ZM27 26H32V24L26 23V27ZM20 27H21V25H20ZM20 29H22V28H20ZM24 29L25 28H23L22 30H24ZM0 33L7 34L6 32H0ZM2 34L0 35V45H1V42H2V37H1V36H3ZM41 54L42 55H41L40 59L38 61H36V63L34 64L36 66L31 68V71L32 72H36V76L34 77L35 79L33 78V73L29 77H27V76L23 77V75L22 76H19L18 75V78H20V81H16V83L14 84V86L20 85L21 88L24 87L25 92L22 93L21 96H17L13 101H10L12 104L11 103H8L9 104L8 105L6 102H3V103H6L4 105H8V107H7L8 109H7L6 112L18 113V110L16 108L19 105L23 104L26 101V95L27 94L30 95L31 92L35 93L37 95L38 100H40V102H42L43 101L42 98L44 97L43 92H46L48 98L57 97L61 93H63L65 91V89L68 87V85L70 84V82L63 80V78L61 77L62 74L60 73V71L55 72L56 71V68L51 67L50 69L47 70L48 66L50 65V63H48L47 53H41ZM19 61L21 63L24 62L23 59H19ZM38 66H39V68H37ZM6 67H8V66L7 65L4 66L1 63V65H0V73H3L4 74V71L6 70ZM41 71H42L43 74L37 77V75ZM22 72H25V68H22L21 71L20 72H17V73H20L21 74ZM30 78H33V79L31 80ZM53 78H55V79H53ZM2 79L5 80V78H2ZM45 83H46V85H44L43 86V89L41 88L42 90L40 89L39 92H37V91H31L32 89L37 88L40 84H45ZM63 84H66V88L61 87V85H63ZM9 85H5V87H3V90H2V92L0 94L1 97H2V94L6 90H10L8 88ZM123 91H125V90H123ZM70 96L71 95L67 96L66 99L68 97H70ZM69 100H70V98L67 99L64 102V104L67 101H69ZM8 101H9V98H8ZM13 106H15V107H13ZM9 107H12V108H9ZM26 107H28V106L23 104V106L20 107V109L21 110L28 109ZM47 107L48 106H46V108ZM72 114L74 115L75 113H72ZM52 118L58 124V127H62L63 125H65L66 123H68V122H70L72 120L71 118H65L64 116L59 117V115H57V116L54 115V116H52Z\"/></svg>",
    "mask_w": 264,
    "mask_h": 264
}]
</instances>
